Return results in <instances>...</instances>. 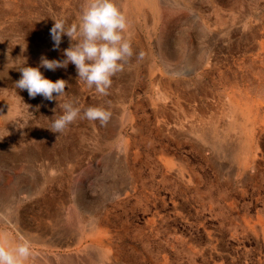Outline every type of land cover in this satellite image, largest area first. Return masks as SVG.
<instances>
[{
	"label": "rangeland",
	"instance_id": "374dc122",
	"mask_svg": "<svg viewBox=\"0 0 264 264\" xmlns=\"http://www.w3.org/2000/svg\"><path fill=\"white\" fill-rule=\"evenodd\" d=\"M211 1L114 0L133 56L100 95L41 66L74 43L53 47V19L91 0H0V236L30 242L25 264H264V0ZM210 3L247 29L219 44ZM25 66L65 94L18 89ZM65 102L81 111L55 133Z\"/></svg>",
	"mask_w": 264,
	"mask_h": 264
},
{
	"label": "clouds",
	"instance_id": "9594fccd",
	"mask_svg": "<svg viewBox=\"0 0 264 264\" xmlns=\"http://www.w3.org/2000/svg\"><path fill=\"white\" fill-rule=\"evenodd\" d=\"M53 20L54 24L50 29L53 47H59L64 35L74 43L64 49V60L42 58L41 66L55 71L72 63L76 67L78 80L89 88H94L98 94L107 95L113 82L112 77L122 71L124 62L133 56L131 41L124 36L127 28L125 15L114 0H91L77 23L66 28L63 18ZM139 55L142 57L143 53ZM20 72L21 78L15 82V86L21 90L26 89L30 97L39 94L48 100H58L65 94L67 81L46 78L40 66L21 67ZM53 93L57 95L54 97ZM60 107L63 109L62 114L52 120L49 128L55 133L62 132L76 120L81 111L71 102H65ZM84 116L104 125L109 121L111 112L104 107H88ZM31 255L27 239L14 246L0 245V264H25Z\"/></svg>",
	"mask_w": 264,
	"mask_h": 264
},
{
	"label": "crops",
	"instance_id": "0c3cea01",
	"mask_svg": "<svg viewBox=\"0 0 264 264\" xmlns=\"http://www.w3.org/2000/svg\"><path fill=\"white\" fill-rule=\"evenodd\" d=\"M221 10L222 9H219L215 4L212 3L209 4L208 7L206 8L205 15L207 17L206 19L208 22V28H210V33L219 36L224 35V38H222L219 41V44L222 43V45H226L227 41L229 40L227 35L232 33L234 26L242 27L245 29H247L248 26L246 24L247 26L246 27L245 24L241 23L242 21H244V18H241V21L234 22L232 11L229 12V11H225V10L221 11ZM256 25L260 27L259 30L264 31V16L262 15L260 16ZM213 30L216 33H213L214 32Z\"/></svg>",
	"mask_w": 264,
	"mask_h": 264
},
{
	"label": "bare ground",
	"instance_id": "6f19581e",
	"mask_svg": "<svg viewBox=\"0 0 264 264\" xmlns=\"http://www.w3.org/2000/svg\"><path fill=\"white\" fill-rule=\"evenodd\" d=\"M130 1V0H129ZM145 1V0H144ZM213 1V0H212ZM211 1V2H212ZM182 2V1H181ZM135 4V3H134ZM211 4V3H210ZM204 6V5H203ZM212 7V6H211ZM141 8V7H140ZM146 8V7H145ZM210 8V7H209ZM136 9V8H135ZM194 11V10H193ZM183 13V12H182ZM200 15H201V13H200ZM242 16V15H241ZM244 16V15H243ZM176 17V16H175ZM181 18V17H180ZM241 20V19H240ZM179 21V20H178ZM196 22V21H195ZM194 25V24H193ZM134 26V25H133ZM132 26V27H133ZM173 26V25H172ZM176 26V25H175ZM214 31V30H213ZM212 32V31H211ZM235 32V31H234ZM213 33H216L215 31L213 32ZM234 35V34H233ZM217 44V43H216ZM222 44V43H221ZM213 46V45H212ZM224 46V45H223ZM218 48V47H217ZM246 50V49H245ZM213 51V50H212ZM214 52H215V50H214ZM211 53V52H210ZM258 54V53H257ZM260 54V53H259ZM254 57V56H253ZM231 111V110H230ZM208 124V123H207ZM228 126V125H227ZM207 127V126H206ZM202 135V134H201ZM203 136V138H205V135H202ZM206 139H210L209 137H207ZM253 139V138H252ZM212 141V140H211ZM212 143H214L213 141H212ZM253 144V143H252ZM252 144H251V146H252ZM253 147V146H252ZM251 153V152H250ZM247 168V167H246ZM220 234V233H219ZM214 237H215V235H214ZM213 238V237H212ZM15 241V240H14ZM14 241H13V239L10 237V236H0V245H13L14 246ZM28 263V262H27Z\"/></svg>",
	"mask_w": 264,
	"mask_h": 264
}]
</instances>
